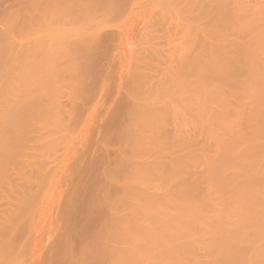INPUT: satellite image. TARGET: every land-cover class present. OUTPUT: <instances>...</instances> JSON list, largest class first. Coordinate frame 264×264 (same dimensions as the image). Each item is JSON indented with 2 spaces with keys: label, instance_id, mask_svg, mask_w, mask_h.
<instances>
[{
  "label": "bare ground",
  "instance_id": "6f19581e",
  "mask_svg": "<svg viewBox=\"0 0 264 264\" xmlns=\"http://www.w3.org/2000/svg\"><path fill=\"white\" fill-rule=\"evenodd\" d=\"M161 1L166 6H164L162 2L160 3L161 5H159L161 10L159 13L162 12V16L159 17L164 18H162L160 22L162 21L163 24H166V19H170L171 22L173 21L174 23L171 24H175L173 28H178L176 29L178 30V36L174 35L177 33L176 30L172 32V25L170 26V22L166 24L169 30H167V28L165 29L166 26L161 28V23L159 26L154 27L153 24L157 25L160 19H156L158 16L154 17L153 20L156 19L158 23H150L153 29L159 27L162 31L164 29L167 30L168 35L165 36L172 35L173 33V38L166 37L171 47H168V45L166 46L165 43L162 45L163 42L159 40V36L156 37V33H164L165 30L162 32L160 31L161 29H157L158 31L154 30L157 31L155 33L153 31L151 32L150 29L152 27H149V31L153 35L156 34L152 39L156 38L152 40L151 33L145 31L151 36H148L146 33L147 35L144 37V33L142 35L143 37H141L143 41H141L144 42L145 40L146 43H149H147L148 45H146L145 42L144 45H140L139 43V47L136 49L139 48L137 51L141 52L142 49L145 48L144 50L147 54L143 51L139 56L142 55L141 57L145 58L147 55L149 59L145 58L146 61L143 59L146 64H144L143 60L137 61V63L142 67L143 64L144 66L150 65L151 68H148V66L147 68L151 70L152 67H154V63V65H158L156 61L153 62V59H160L163 55L160 54L157 49L159 50L161 48L159 50L161 53L169 55L167 57L168 59L164 56L166 61H164L163 58L161 59V61L163 60L165 63L164 67L166 68V72H163L161 77L167 75V78L164 79L166 81L169 80V82H165L162 88H160L152 83V81H155V78L152 81L146 80L147 78L152 79L153 77H147L145 79L146 81H143L146 83L145 85H147V88L145 86V90H149L152 88L151 86H153L151 90L154 91L152 92L156 95L157 91L158 94L162 93L163 96L167 97V99L169 98L171 102L167 103L166 101L164 106H162L163 109H161V106L148 107L150 104H147V106L146 103L155 102L157 99L158 102H160L159 100H161V98H159L158 95L157 98L154 94L156 98H154L153 95L154 100L151 98L152 101H150L148 100L149 92L144 96L143 94L142 96H137L139 92L137 94L135 93L138 98L134 97V100H139L141 97L142 99L144 98V101L148 100L149 102L146 101L143 105L141 104L140 108L137 106L135 108L133 106V109L139 108L135 112L133 111V116H137L135 119H133V116H129V119L131 117L130 124L125 123V127L128 125L126 127L128 131H125L127 134L126 137L123 131V141L124 139H128L129 142H121L123 143L121 148L125 147V149H131L132 153L129 152V154L131 153L130 158L126 156L128 153H124V151L126 152L125 149L121 152V148H117L120 156L125 157H123L124 159L121 157V159H126L125 161H127L130 171L127 169L128 166L125 167V169L128 170L126 173L128 174L129 172V174L124 178L122 177V180L120 178L119 183L114 176L117 184L120 186L118 187V191L120 192L118 194L121 195L122 193V195L119 200L120 204H116L115 198H113L115 199L113 202H115L114 204L116 206L120 205L119 207H122L123 211L127 210L128 213L124 211L126 215L123 213L124 217L122 216L120 218L117 216V211L121 209L117 210V208H119L118 206L114 208L111 205L109 206L115 210L112 212L109 209L110 212H112V216L116 217L113 218L116 220V224H113L115 225L114 227L111 225L113 230H111L110 226L109 230L106 228L107 234H105L112 244L116 243L118 246L111 245V243L108 242L109 240H105L104 238L105 241L103 242H105V244L108 242L111 247L113 246L112 248L109 247L110 250L117 252L114 257H112L113 255L111 256V253L114 254L113 252H107L105 255H110L111 258L115 259L112 260L110 258L111 263L117 261L118 264H125L127 260L128 262H126V264H264V0H253V2H250L251 0H169V3L171 2L172 4H168V0L167 2ZM221 1L226 5L224 3H219ZM220 4L225 6H221L222 8H220ZM106 8L108 7H103L102 9L100 0H0V16L2 18L4 17L3 20L6 22L4 23L0 17L2 24H6V33H0V42H7L5 45L0 43V167L8 162L9 157L12 156L13 150L17 148V144H19L22 135L23 137L29 135L33 136L35 126L38 122H54L63 114V112L61 113L59 110H57V113V107L54 106V101H57V98L61 94L60 89L63 84H61L62 80L59 79L57 75L66 73L69 83L75 81L77 83L74 82V84H78V76H75L77 74L74 72L75 67H77V56L81 54L80 51L85 49L84 46L86 44L89 43V47H92V41L93 45L97 43L94 42V38L97 36V29L101 25V21L105 23V21L110 20L104 17L110 13V11L113 12L112 9H114V7H112V9ZM116 13L119 14L120 12L116 11ZM116 13L110 14L117 15ZM103 19H105V21ZM40 22L43 23L39 24ZM59 25H63L62 29H64V31L56 32L57 34L54 33V35L53 31H56L55 28ZM222 29H226V31ZM58 30H60V28ZM167 31L164 34H167ZM231 32L234 36L231 35ZM14 33L17 34V37H19V34L22 35L24 42L14 44L15 42L9 41L11 39L14 40L15 37L11 36V34ZM227 33H230L231 36H228ZM103 34L106 33L103 32ZM174 36L178 38L175 39ZM232 36L236 37L235 40L232 38V41L235 42L234 44H231V39H228V37ZM222 37H224V39L227 38L229 41H223L224 39ZM218 38L221 39L218 42L223 41V44L220 43L222 46H219V48L218 45L220 44L216 45ZM100 39L102 38H95V40L99 41ZM109 39L111 38L109 37ZM212 40L216 42L214 43L217 47L212 46L214 45L213 42L211 44ZM152 41H158L161 47L156 42H154V44H156L153 45ZM229 42L231 45H228L230 46L226 44ZM101 43L102 42L98 44L101 45ZM107 44H109V42H107ZM88 45L86 47H88ZM110 45L111 44H109V46ZM226 45L227 48L223 47ZM142 46H144V48ZM148 46H153V48H148ZM163 46H165L166 49ZM89 47L87 48L88 50L91 49V47ZM146 47L148 50L150 49V52L146 50ZM221 47L226 49H221ZM217 49L219 51H217ZM164 50L168 51L169 54L168 52H164ZM155 52H158V55L157 53L154 55ZM143 53H145V57H143ZM90 54L92 53L90 52ZM153 55L155 58L151 60L150 57H153ZM137 59L138 56L136 60ZM175 60L177 65H175L176 63L174 64ZM80 61L81 60H79V63H81ZM150 61L152 64H150ZM79 63L78 65H80ZM87 64L85 65L87 66ZM82 65H80V69ZM174 65L176 69L173 68ZM88 66L92 68L93 71V67H90L91 65L89 64ZM100 66L99 68H101ZM87 68L85 70H87ZM80 69L78 70L80 71ZM145 69L146 68L142 70ZM173 70L176 72V75ZM57 72L58 74L56 75ZM106 73L103 75L106 76ZM81 74L82 73H80V75ZM237 74H239L240 77ZM86 76H88V73ZM237 76L239 80L241 79V82L238 80V82H236L238 85L235 86L234 79ZM75 77L77 78L75 79ZM101 77L103 78V76ZM101 77L99 78L100 80H102ZM73 78L75 80H73ZM135 79L133 80L134 82ZM95 82H98V78ZM150 82L152 83L151 86ZM69 83L67 84L68 86L70 85L69 90L73 91L74 89L72 88L74 85ZM233 83L235 85H233ZM137 84L138 81L136 79V83H131L130 85L132 88H139L142 82L141 85L140 83ZM134 85H137V87H133ZM157 87L158 89L160 88V91ZM131 89V93L134 91L137 92L136 89ZM140 89L138 90L140 91ZM152 92L149 94H152ZM131 93V97L135 96L134 93ZM68 94L71 96L69 95V97ZM66 95L71 101L72 97H75L73 92H66ZM146 96L148 99L145 98ZM123 98L125 97L122 95V99ZM173 99L176 100L175 104H173ZM157 103L155 102L154 104L157 105ZM80 105H82V103ZM134 105L140 106L139 102H136ZM175 105L179 109V114L181 110H189L192 113V119L190 115L186 116L188 115L187 113L182 116L183 119L188 117L185 118L188 119L187 121L185 119L182 120L180 117L182 113L179 116L180 119L177 116L179 114L175 112ZM115 107H117V104ZM183 107H186V109ZM172 108L174 110H172ZM115 114L117 115V113ZM115 114L113 113V115ZM63 115L62 117H64ZM121 115L124 116L125 114L121 113ZM126 115L123 119L128 118ZM55 116H58V118ZM69 116L72 115L69 114ZM175 116L180 120L176 121ZM119 117L121 118L122 116ZM169 117H171L170 120ZM172 117H174V119ZM60 118L58 120L62 122ZM118 118H116V122ZM181 120L183 124L184 122L186 124V122L189 123V121H191L192 127L195 129L192 128V133L189 132L191 136H186L183 131L178 130V132L181 131V134L179 133L181 135V144H179V146H182L180 147L182 150H178L179 153L188 145V140L190 139L188 137H196L193 138L195 141L197 137H199L198 139H202L201 141H203L201 143L199 142L200 140H198V142L193 143L194 140H190V146L187 147L190 148L191 152L193 150V154H191V158L189 157L190 160L187 158L188 156L186 157L188 165L183 159L185 158L184 154L181 155L183 160L179 159V157L177 158V156L173 154L177 149L176 145L179 142L177 140L180 139L177 138L178 135L176 133L178 132L175 131L181 129L179 128L181 127L180 125H182ZM178 121H181L180 125ZM111 123L112 122H109L108 125L110 126ZM170 123L174 128L172 127V129H170ZM176 123L179 125L177 128ZM121 124L124 126L123 122ZM119 127L117 126L116 128L118 129ZM125 127L123 128L127 130ZM111 129L114 131L113 128ZM173 129L176 130L173 132ZM115 131L117 130L115 129ZM115 131L114 134L116 133ZM171 132L176 136L177 143L175 146L173 145L174 143H172L174 139H171ZM174 134L173 137H175ZM182 134L187 140L184 139ZM164 136L165 138H170L169 140H171V142L166 139L168 144L170 142V145L165 143L162 145ZM182 139L186 140L184 144L187 145L185 147L184 144H182L184 142ZM176 141L174 140V142ZM126 142L129 143H127V146H129L128 148H126L127 146L124 144ZM191 142L193 144H191ZM193 145L196 146L195 149ZM110 146L108 147L110 148ZM191 146L193 149H191ZM100 149L102 148L100 147ZM112 149L110 148V151ZM113 150L112 152H115L116 148ZM173 150L175 152H173ZM152 151L155 152L156 156L151 155V157H149ZM187 152L189 153V150L185 153ZM169 153L173 154V157L175 156L179 161L176 160L175 157H170L171 154L169 155ZM179 153L177 152L176 154L180 155ZM145 155L150 158L148 161ZM90 156L92 157V155ZM114 156L113 154V157ZM107 157L112 158L109 157V154ZM141 158L142 160L144 159L145 163L139 160ZM91 159L95 160L93 158ZM105 161L107 162V160ZM109 161L110 159H108V162ZM86 162L88 163V161ZM111 163L113 162L111 161ZM181 163L183 166L186 164L184 167L187 168L180 165ZM109 164L106 165L109 166ZM189 165L194 168L192 174L189 173L191 172L188 170V168H190L188 167ZM104 167L108 169L107 166ZM0 174H2V171ZM107 174L108 173H106V178L108 177V181L112 180L111 182H113V178H110V175L107 176ZM138 183L150 185L151 187L155 186L151 189L148 188L151 191H159V193L154 191L150 192L149 189H146L149 193H144L136 187ZM156 187H159V190L156 189ZM140 188L145 189L147 186ZM102 205H104V203ZM95 220H97V218ZM100 224L102 225V221ZM105 224H107V222ZM117 228L120 230L118 234L116 233L119 231ZM98 230L100 229L98 228ZM119 234L121 236L120 245L116 242L117 239L119 241ZM104 235L102 234V236ZM101 242L100 240V243ZM108 243L106 246L103 244L105 246V249H103L104 251L109 250L107 247V245L109 246ZM120 246L122 249H120ZM64 247L67 248V245ZM87 247L88 245L84 248V253L89 252L85 250L89 249ZM70 254L72 255V253L69 252V255ZM59 255L61 256L63 253ZM85 255L87 256V254L83 256ZM88 257L89 256H87V258ZM98 257L99 256H97V258ZM62 258L63 260L66 259L64 257ZM101 260L99 261L101 262ZM94 261L96 262V260ZM110 261L109 264H111ZM76 264H81V262ZM93 264L95 263L93 262Z\"/></svg>",
  "mask_w": 264,
  "mask_h": 264
},
{
  "label": "rangeland",
  "instance_id": "374dc122",
  "mask_svg": "<svg viewBox=\"0 0 264 264\" xmlns=\"http://www.w3.org/2000/svg\"><path fill=\"white\" fill-rule=\"evenodd\" d=\"M95 1H97V0H95ZM163 1L167 2V0H163ZM161 2H162L161 0H100V5L102 6V9H103V7L104 8L108 7L109 9H112V7H114L115 11H114V9H112L113 12L110 11V13H116V11L120 12V13L119 14L116 13L118 16L114 15V14H110V13H108L109 15L108 14L105 15L104 18L110 19V20L112 19V20L111 21L110 20L105 21V19H103L105 21V23H102V21H101V25L99 26V28L96 31L97 36L95 38H98V39L102 38V39H100V41H99V40H95V38H94V42H97L96 43L97 46L95 43L93 45V41H92V47L90 46L91 49H89V50L87 49L90 45L88 43L89 45L86 44L84 46L85 49H83V51H85V50L86 51L85 52L80 51L81 54H78L79 56H77V59H76L77 67H75V71H74L77 74V75H75V74L74 75L78 76V79H77V81H79L78 84H74L75 81L72 83L71 82L69 83V81H67V74L66 73H62V75H59L58 72L56 73V75L58 74L57 77L62 80L61 84L62 83L63 84L61 85L62 86V88H61L60 82H59V86L61 88L60 89L61 94L57 98V101H54V106L57 107L56 111L59 110V112L60 111H61V113L63 112L64 115L63 114L62 115L64 117H62V115H60V116L58 115L59 118L62 117V118H60V120H62V122H60L58 120L59 119L58 116L57 117L55 116L56 118H58L57 119L58 121L55 120L56 119L55 118L54 119L55 121L54 120H53L54 122L50 121V123H48V122L39 123L38 122L35 126V130H34L35 132L33 133V136L29 135V136L23 137V135H22L19 144H17V148L13 150L12 156H10L11 158L9 157L8 162L6 164L2 165V167H0V172L2 171V174H0V264H69V263L70 264H74V263L76 264V263H80V262H81V264H84V263L86 264L87 262L89 264H93V262L95 264H99V262H100L99 260H101V259H103V260H101L100 264H106L107 262H108L107 264H109V261L111 258L109 253H111V252L114 253V254L111 253V256L113 255L112 257H114V255L117 253L115 251L110 250L109 247H111V245H114V246H118V245L116 243H115L116 245L114 243L112 244V242H110V239L109 238L107 239L108 236H106V234H107L106 232H107V229L109 230V226L111 227V225L116 224L115 223L116 220L113 219L116 217L112 216V212L115 211V210H113V208L117 207L118 205L116 206L114 204L115 202H113V200L115 201V199H116V202H117L116 204H118V203L120 204L119 200H120V196L122 195V193H121V195L118 194V193H120L118 191L119 190L118 187H120V186L117 184V181L119 183L120 178L122 180V177L124 178L126 175L129 174V172H128V174L126 173L129 170V166L127 165L128 163H127V161H125L126 159L123 160L125 158L124 156H123L124 158L122 156H120V154L117 151V148H119V149L121 148V146L123 145V143H121V142H124V141L129 142L128 139L127 140L124 139V141H123L124 136H122L123 131H124L125 137L127 135L125 133V131L126 132L128 131V129L126 128L128 125L126 124L127 126L125 127V123L130 124L131 117L129 119V116H133V111L135 112L136 110H138L141 107V104L143 105L148 100L152 101L151 98L153 99V95L155 94L154 92H152L154 90H151L153 88V86H151L152 83H154L155 86L157 85L158 87L162 88V85L165 84V82H169V80H167V81L165 80L167 78L166 77L167 75L166 76L163 75L164 76V77L162 76L163 78L161 77L163 72H166V68L164 67L165 63L163 62V60L166 61L165 59L169 55H167V54L165 55L164 53H161V51H159L161 48L158 50L155 47L160 54H163L162 55L163 60L161 61L162 58H160V59L155 58L154 55L156 53L158 55V52H155L153 57L151 56L152 58L150 57V59L152 60L153 58H155L156 60L153 59V62L156 61V63H158V65L157 64H156L157 66L154 65L155 64L154 63L153 64L154 67H152V69L149 70L148 68L150 67V65L149 66L147 65L148 68H147V66H144V64H146L145 58L149 59V58H147V55L145 57L146 52L144 50L145 49L144 46H142L144 49L141 48L142 49L141 52H143V51L145 52V53H143V55H144L143 57H145V58H142L141 57L142 55L139 56V54H141V52L137 51L139 48L136 49L137 47H139V45H138L139 43H140V45H144V42L146 43L145 40H144V42H142L143 40L141 37H143L142 35L144 33H145L144 37L148 34L145 31H149V27L150 28L152 27V26H150V25H152L150 23L157 24L158 21L156 19H159L160 18L159 16H162V12L159 13L161 11L160 6H159V5H161L160 4ZM214 2H216V1H214ZM250 2H253V0H251ZM167 3L170 4L171 2L169 3V0H168ZM219 3H224V2L221 1ZM162 4H163V2H162ZM163 5L166 6L165 4H163ZM225 5L220 4L219 6H220V8H222ZM108 8H106V9H108ZM158 8H159V10H158ZM159 14H161V15H159ZM110 15H112V16H110ZM106 16L107 17L110 16V17L107 18ZM156 16H158V17H156ZM154 17H156L155 20H153ZM3 18L1 20H3ZM162 18L159 19V23L157 25L153 24V26L154 27L159 26V24L161 23L162 24V25L160 24V26H162L161 28H164L163 26H166L167 22L168 23L170 22L169 23L170 26L174 23L173 21L171 22L170 19L169 20L166 19L167 22L165 20H163L164 22H166V24L165 23L163 24L162 21L160 22V20ZM1 20H0V33L3 34V33H6V24H4L6 22H4V20H3L4 23L2 24ZM42 23L43 22H40L39 24H42ZM63 25L57 26V28L58 29L60 28V30L55 28L56 31H53V34L56 32L58 33L60 31H64V29H62ZM174 25H172L171 27L173 28ZM64 28H65V25H64ZM166 28H167V30H169L167 26L165 27V29ZM172 28H171L172 32L173 31L175 32V30L178 29V28L175 29V27L173 29ZM151 29H153V27ZM151 29H150L151 32L153 31L156 33L158 31L157 29H159V27L155 28L153 30H151ZM154 30H157V31H154ZM167 30H165V32ZM222 30L226 31V29H222ZM150 31H149V33H151ZM160 31H162V29ZM177 31L178 30H176V32ZM98 32L101 33L102 35L99 34ZM103 32L106 34H103ZM164 33H161V32H159V34L156 33L157 34L156 37L159 36V40H161L163 42L162 45L165 43L166 46L168 45V47L169 46L171 47V45L168 44L166 37L167 38L172 37L173 33H172V35H169V36H165V35H168V31H167V34H164ZM156 34H154V35H156ZM227 34H228V36H231V35L234 36V34H232V32H231V35H230V33H227ZM98 35H101V36H98ZM104 35H105V37H104ZM151 35L148 34V36H151V39H152L154 37V35L152 33H151ZM174 35L178 36V32L175 33ZM11 36L12 37L14 36L16 38V39L14 38V40L13 39L9 40L13 43L15 42L14 44L24 42V39H22L23 37L20 34L18 35L19 37H17L16 33L11 34ZM225 36L227 37L226 34H225ZM233 36L228 37V39L229 40L231 39L230 41H232V38H234V40H235V38L237 36L236 35H235L236 37H233ZM109 37L111 39H109ZM174 38L177 39L178 37L176 38L174 36ZM222 38L224 39V37H222ZM154 39H152V40H154ZM157 40H158V38H157ZM214 40L211 41V44H212V42L213 43L215 42ZM219 40H221V39L218 38L217 43L215 42L216 45L220 44V43L223 44V41H229V40H227V38L224 39L223 41L218 42ZM139 41H141V42H139ZM148 41H149V39H148ZM158 41H154V42L158 43V45L161 47V44H159ZM161 41H160V43H161ZM100 42H102L101 45L98 44ZM107 42H109V44H111L110 45L111 47L109 46V44H107ZM154 42H153V45L156 44V43L154 44ZM0 43L5 45L7 42L6 43L0 42ZM105 43H106V45H105ZM147 43H149V42H147ZM147 43H146V45H148ZM215 43H214V45H212L213 47L215 46ZM234 43L235 42H233V41L231 42V44H234ZM150 44H151V41H150ZM221 44L218 45V48H219V46H222ZM226 44L228 45V44H230V42L226 43ZM87 45H88V47H86ZM227 45L223 46V47L227 48ZM230 45H228V46H230ZM149 47L153 48V46H148V48ZM163 47L166 49L165 46H163ZM168 47H167V50H168ZM215 47H217V46H215ZM223 47H221V49H226ZM96 48L98 49V51ZM148 48L146 50L148 52H150V49L148 50ZM87 50H88V52H87ZM99 50H101V51H99ZM168 51L164 50V52H168ZM217 51H219V50L217 49ZM90 52L92 54H90ZM108 53H109V56H108ZM151 54H152V51H151ZM168 54H169V52H168ZM221 54H222V52H221ZM90 55H93V56H90ZM137 56H138V59L136 60ZM164 56H166V58ZM158 57H160V56H158ZM78 59L81 60L80 62L84 65L79 63ZM100 59H101V61L103 60L102 62H104V63H102L100 61ZM222 59H221V61H222ZM114 60H115V62H114ZM141 60H143V62H144L143 67L138 65V63H137V61H141ZM106 62L108 63V65ZM161 62H163L164 64ZM78 63L80 65H82L81 69H80V65H78ZM87 63L89 65H91L90 67H93V71L95 73L92 71V68H89ZM109 63L111 64V66ZM147 63H149V62H147ZM85 64H87L88 68ZM150 64H152V62ZM174 64L177 65L176 60L174 61ZM175 65L173 68L176 69ZM99 66L101 68H99ZM138 66L141 68H139ZM77 68L80 69V71ZM86 68H87V70H85ZM103 68H105V69H103ZM144 68H146V69L142 70ZM110 69H112V70H110ZM155 69H156V71H155ZM96 70L97 71L99 70L98 73ZM105 70L107 73L105 72ZM84 71H85V73H84ZM80 73H82V74L80 75ZM87 73H88V76H86ZM105 73L107 74L106 76H104ZM174 73L176 75L175 71H174ZM164 74H166V73H164ZM98 75H99V77H98ZM237 75L239 76V74H237ZM82 76H84V77L86 76V77L84 78ZM89 76H91L92 79ZM101 76H103V78ZM238 76L236 78H238ZM100 77L102 80L99 79ZM147 77H149V78L153 77V78L148 79ZM76 78L77 77H75V79ZM97 78H98V82H95L97 80ZM133 78L134 79L136 78L138 81V84L140 83V85L142 82L141 87H139V88H132L131 87V85H130L131 83H136V79L134 82ZM154 78H155V81H152V80H154ZM236 78L234 79L235 84L239 80V78L238 79H236ZM75 79L73 78V80H75ZM145 79L147 81L148 80L152 81V83L150 82V86L152 88L150 87L151 89H149V90L148 89L145 90V86L147 88V85H145L146 83L144 82V81H146ZM73 80H70V81H73ZM93 80H95V81H93ZM84 81H86V82H84ZM68 83L74 85L75 88L73 86H71V87H73L72 89H74L73 91L69 90L70 85L68 86L67 85ZM75 83H77V82H75ZM82 83H84V84H82ZM231 83H232V81H231ZM81 84H82V86H81ZM235 84L233 83V85H235ZM76 85H77V87H76ZM137 85H134L133 87H135V86L137 87ZM237 85L238 84H236L235 86H237ZM59 86H57V87H59ZM158 87H157V89H158ZM131 88L133 90H135V89L137 90V92L132 91L135 95V96L132 95L133 97L130 96V93H131L130 89ZM76 89H77V91H76ZM138 89H140V91ZM79 90H80V92H79ZM141 90H143V91H141ZM150 90H151L152 94H149V93H151ZM66 92H70V93L73 92L74 93L75 97L74 98L72 97V101L67 98ZM138 92H139V94L137 96H142V94L144 96L146 93L149 92L148 93L149 99L146 96L145 98H147L148 100L144 101L143 100L144 98L142 99L141 97H140V99H142V100H140V99L134 100L135 99L134 97H137L136 94ZM140 92H141V94H140ZM133 93H131V94H133ZM156 93L159 96V98H161V100H159L160 102H158V99H157V101H155L156 103L158 102L157 105H155L154 104L155 102H153V101L151 103H146V105L150 104L149 106L147 105L148 107H150V106H155V107L161 106V109H163L162 106H164V103H166V101H167V103L171 102V100L169 98L167 99V97L163 96L162 93L158 94V91ZM77 94H79L80 96ZM69 95L70 94H68V96ZM122 95L125 98L122 99ZM155 95H154V98H156ZM158 96H157V98H158ZM120 98H121V100H120ZM173 100H174L173 104H175L176 100L175 99H173ZM73 101H74V103H73ZM133 101H135V102H133ZM178 101H179V99H178ZM80 102L82 103V105H80L81 104ZM136 102H139L140 106L134 105ZM159 103L160 104L162 103V104L160 105ZM116 104H117V107H115ZM151 104H154V105H151ZM176 105H175V107L174 106L173 107L175 109V112H177L179 114V112H178L179 109L177 108V106H179V105H177V106ZM133 106L135 108H136V106L139 108L133 109L134 108ZM58 108H60L61 110ZM183 108L186 109V107H183ZM155 109H157V108H155ZM174 109L172 108V110H174ZM188 111L187 110L186 111L181 110L180 111V114L182 113L181 116H180V114L179 115L176 114V115L178 117L180 116L182 118V120H184L185 118H188V117H185L183 119L182 116H183V114L187 113L188 115H186V114L185 115L186 116L190 115V118L192 119V117H191L192 113L190 111L189 112ZM73 112H75V113H73ZM57 113H58V111H57ZM113 113L114 114L117 113V115L115 114L117 117L115 115H113ZM121 113H123L125 115L127 114L126 117H128V118L123 119V117L125 115L123 116V115H121ZM69 114L72 115L73 117L69 116ZM109 114H110V116H109ZM111 114H112V116H111ZM118 115L122 116V117L120 118ZM172 115H170V116H172ZM177 116H175V118ZM135 117L133 119H135ZM72 118H73V120H72ZM116 118H118L117 119L118 123L116 122ZM170 118L171 117H169V120H170ZM172 118L174 119V117H172ZM113 119H114V121H113ZM120 119L121 120L123 119V120L121 121ZM173 119H172V122H173ZM180 119L176 118V121L180 120ZM185 120L187 121L188 119H185ZM133 121H131V122H133ZM181 121H178L179 125H180ZM109 122L113 123V125H112V123L110 124L111 127L108 125ZM119 122H121V123L123 122L124 126H122V124ZM187 123L188 122H186V124ZM189 123L186 125L185 122L183 124V121H182V125H180L181 127H179L181 129H177V131H175V132H178V130H181V131H183V133H185L184 135L191 136L190 133H192V131H193L192 128H194V127H192L191 121H189ZM119 124H121V125H119ZM172 124H171L170 129H172V127H173ZM179 125L177 124L176 128ZM108 126H109V128H108ZM113 126H115V127H113ZM117 126L118 127L121 126V127H119L121 131L119 130V128L118 129L116 128ZM123 127H125L127 130H125ZM111 128H113L114 131L116 129L117 130V131H115L116 133L119 131L117 134L115 133L117 135V137ZM109 129H110V131H109ZM174 130H176V129H173V132H174ZM181 131L176 133L178 135L177 138L178 139L180 138L179 140H177V141H179L177 145H176V143H177L176 136L173 132H171V139H174L176 141V142H174V140H172V143H174L173 145L174 146L176 145V147H177V149L175 148L176 152L173 150V152H175L173 154H175L177 156V158L179 157V159H182L183 157L181 158V155L184 154L185 158H183V159H184V161H186V164H187L186 159L189 158L191 156V154H193L192 153L193 150L191 152L190 148L187 146H190L189 145L190 140H192L193 138H196V137H188L190 139L188 140L189 143H188V145L186 144L187 145L186 146L184 143H186L187 138H185V136L182 134V136H184V139H186V140L182 139L184 141V142L182 141L183 142L182 144H184V147L186 146L185 148L184 147L183 148H184L185 152L187 150H189V153L187 152L188 153V155H187V153H185L184 150L179 153V151L181 149L180 147H182V146H179V144H181V142H180ZM194 131H196V130H194ZM173 134L175 137H173ZM195 135L197 136L196 133H195ZM165 136H167V135H165ZM165 136L163 137L162 145H164V143L168 144L167 143L168 141L171 142V140H169L170 138L168 139L169 135L167 138H165ZM105 137H107L108 139ZM119 137H120V139H119ZM121 138H122V140H121ZM198 138L199 137H197L196 141H195V139H193L194 140L193 143L198 142V140H200L199 142H201V143L203 142V141H201L202 139H198ZM166 139L168 141H166ZM164 140H165V142H164ZM21 141H22V143H21ZM115 141H117V142H115ZM90 142H93V143H90ZM128 142H126L124 144H126V146H127ZM170 142L168 145H170ZM105 143L108 145H106ZM119 143H121V144H119ZM193 143L191 142V144H193ZM104 145L107 147H105ZM110 145H112L114 148ZM173 145H171V146H173ZM99 146L102 149H100ZM108 146H110L111 149L116 148L115 152L117 155L115 154V152H112V151H114L113 149L110 151V148ZM128 147L129 146H127L126 148H128ZM193 147H194V149L196 148V146H194V145H193ZM108 148H109V150H108ZM123 149H125V147L120 149L121 152ZM128 149H130V148H128ZM128 149H125L126 152L124 151V153H126V154L128 153V155H126V156H128L130 158L132 152H131V149L130 150H128ZM191 149H193L192 146H191ZM111 152H112V154H111ZM129 152H131V153L129 154ZM177 152L180 155L176 154ZM107 153L109 154V157H112V158H108ZM104 154L106 157L104 156ZM113 154L115 155L114 157H113ZM170 154L171 153H169V155ZM173 154H171L170 157L172 156V158H174L175 156L173 157ZM90 155H92V157ZM147 155H145V156H147ZM151 155L156 156L155 152H153V151L150 152V156L149 155L148 156L151 157ZM148 156H147V161H148V159H150ZM121 157L123 159H121ZM91 158H93L95 160H92ZM143 158L146 159L145 157H143ZM177 158L175 157L176 160H178ZM190 158H189V160H190ZM104 159L107 160V162ZM108 159H110V161H109L110 164L108 162ZM144 159L142 160V158H141L139 160H141V162H144ZM86 161H88V163ZM89 161H90V163H89ZM111 161L113 163H111ZM184 161H183V163H184ZM174 162H175V160H174ZM138 163H140V162H138ZM188 163H190V162H188ZM106 164H109V166ZM186 164H184V166ZM90 165L93 167H91ZM180 165L183 166L182 163ZM191 165H192V163H191ZM104 166H107L108 169L105 168ZM127 166H128V168H127L128 170L125 169V167H127ZM188 167H190V165ZM184 168H187V167H184ZM109 169H111V170H109ZM193 169L194 168H192V167L188 168V170L191 171V172H189V171L188 172L190 174H192L194 172ZM112 171H114V172H112ZM104 172L108 173L107 176L110 175V178H113L114 181L113 182H111L112 180L108 181V177L106 178V173H104ZM76 173H77V175H76ZM116 173H117V175H116ZM114 176H115L117 181L115 180ZM117 177H118V179H117ZM114 182H116V183H114ZM108 183H110V184H108ZM140 184L139 183L136 184V187L139 190L143 191L144 193H149L148 190H146V189H149V188L151 189V188L155 187V186L151 187L150 185H146V184H141V185ZM109 186L111 189L109 188ZM139 186L140 187L147 186V188L142 189ZM109 189L111 190V192ZM156 189L159 190V187H156ZM152 191H154V190H152ZM152 191L150 190V192H152ZM154 192L159 193V191H154ZM111 193H113V194H111ZM110 194H111V196H110ZM113 198H115V199H113ZM111 200H112V202H111ZM103 203H104V205H102ZM110 205L113 208L109 207ZM105 208H107V209H105ZM109 209L112 212H110ZM119 209H121L120 211L122 213L120 211H117L118 213L120 212L119 215L117 213V216L121 218L123 216L124 211L127 212V210L123 211L122 207L117 208V210H119ZM124 215H126V214L124 213ZM96 218H97L98 222H97V220H95ZM101 221H102V225L100 224ZM106 222H107V224H105ZM114 226L115 225H113V227ZM113 227H111V230H113ZM98 228L100 230H98ZM102 230H103V232H102ZM117 230H119V229L117 228ZM92 231H94V232H92ZM95 232H97V233H95ZM119 232H120V230L116 233L118 234ZM66 233H68V234H66ZM102 234L103 235L105 234V235L102 236ZM59 235H60V237H59ZM98 236H99V238H98ZM120 237L121 236L119 234V241H118V239L116 240V242H118L119 245H120V241H121ZM96 238H97V240H96ZM104 238H105V240L106 239L109 240L108 242L111 243V245H110L106 241L109 244V246L107 245V247L109 248V250H107V251L103 250V249H105V246L107 244V243L105 244V242H103V241H105ZM93 239H95V240H93ZM100 240L102 241L101 243H100ZM99 243L102 246H100ZM66 245H67V248L64 247ZM74 245H77V246H74ZM87 245H88L87 248H89V249H85V250H88L89 252L87 253L85 251L86 253H84L83 252L84 248H86ZM120 247H118V248H120ZM123 247H124V244H123ZM120 249H122V247ZM69 252L72 253V255L71 254L69 255ZM107 252H109L108 253L109 256L105 255V254H107ZM62 253H63V255L60 256L59 254H62ZM84 254H87V256H89V257L87 258L86 255L83 256ZM65 255H66V257H65ZM97 256H99V257L101 256V257L97 258ZM62 257L66 258V259L63 260ZM90 258H92V259H90ZM59 259H61V260H59ZM111 259L115 260L113 258H111ZM94 260H96V262ZM107 260H109V261H107ZM126 262H128V260L125 261V264H126ZM110 263H111V261H110ZM113 263H111V264H113ZM116 263H117V261L114 264H116Z\"/></svg>",
  "mask_w": 264,
  "mask_h": 264
}]
</instances>
